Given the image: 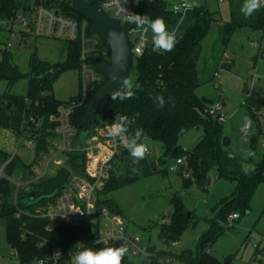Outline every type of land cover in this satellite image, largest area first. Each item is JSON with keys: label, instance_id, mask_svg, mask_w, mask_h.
I'll return each mask as SVG.
<instances>
[{"label": "trees", "instance_id": "obj_1", "mask_svg": "<svg viewBox=\"0 0 264 264\" xmlns=\"http://www.w3.org/2000/svg\"><path fill=\"white\" fill-rule=\"evenodd\" d=\"M20 1L22 0H0V20L10 15L13 9L19 6ZM243 4L244 0H230L231 21L225 24L222 30V40L225 44L230 42L237 30L244 27L255 32L264 30V11L258 10L251 17L245 18L241 12ZM137 14L147 15L151 19L162 18L169 31L183 17L177 32L179 43L172 51L163 53L148 45L144 54L137 56L134 60V63H137L134 84L141 85L142 90H135V95L124 101L106 98L96 115L95 124L113 123L116 115H126L130 119L136 117L135 124L131 126L128 134L131 136L135 129L139 128L143 130L147 138L143 141L146 145L149 142L161 144L163 153L160 165H166L175 159L182 161L185 159L187 166L184 169H192L193 164L197 162L198 170L193 169L196 177L195 183L198 187H206L209 174L218 164L219 177L236 182L235 194L230 198H225L220 204L219 222L214 220L210 222V229L202 236L195 253L188 251L180 256V260L186 264H230L229 259L226 263H222L212 257L209 250L224 233L225 229L222 225L226 223L230 215L237 213L241 217L242 214L250 211V203L255 190L264 181V161L258 164L254 172L250 171L246 174L241 171L237 157L225 151L221 134L222 124L207 114L209 102L197 93L200 87L198 63L203 52V43L216 21L215 15L203 7H194L186 15L178 17L169 10L167 3L163 0H141ZM76 16L79 19H86L78 14ZM89 23L92 25L90 21ZM81 55L80 42H72L68 46L65 64L50 67L33 56L30 63L27 92L25 96L19 97L11 95L10 90L25 79L26 75L14 62L11 51H1L0 84L5 82L7 91L0 100L12 103V109L6 111L0 106V132H9L10 136L16 139L24 135L29 136L28 133L34 131L35 127V125H30V120H35V124L43 127L37 154L39 156L46 151L48 138L51 135L55 138L53 132L55 125L51 119L58 116L59 109L62 107V104L52 94L54 82L64 71L81 68L79 63ZM109 60L106 61L109 62ZM158 95L163 96L166 101L163 108L154 103L152 99ZM169 97L174 101V106L167 102ZM81 101L82 97L73 102L76 105L70 118L71 124L77 130L78 141L92 96L84 103ZM262 105L264 106V103ZM246 106H248L247 103ZM204 113L207 114L206 118L203 116ZM199 126L204 127L203 137L193 151L184 150L179 145L180 136ZM254 138L253 133L250 142H253ZM11 158L12 155L8 151L0 148V168ZM117 160L125 163L126 173L122 179H116L113 176L109 179L100 193L98 206H105L113 214L120 215L111 206L107 196L134 182L138 178L136 171H139L142 176L152 174L154 171L149 165L148 155L144 159L134 161L127 148L117 157ZM216 161L219 163L216 164ZM69 165L74 171L79 170L83 174L85 155L78 152L69 154ZM15 166L21 168L23 171L21 175L29 174L31 166L25 165L18 156H14L5 169L6 177H12L10 172ZM230 173L235 175L231 177ZM23 196L27 195L19 196L18 200ZM14 197L15 191L11 182L7 178H1L0 220L6 224L7 240L15 251L19 264L36 263L41 259L52 257L55 251L61 253L59 264H67L77 245L99 237L100 224L94 228L62 224L50 229L47 221L32 215L35 208L47 200L26 207L19 204L18 200L15 204ZM189 222L187 216L185 218L183 215L182 206L177 205L175 213L171 215V223L161 228L160 239L166 244H175L189 228Z\"/></svg>", "mask_w": 264, "mask_h": 264}, {"label": "rangeland", "instance_id": "obj_2", "mask_svg": "<svg viewBox=\"0 0 264 264\" xmlns=\"http://www.w3.org/2000/svg\"><path fill=\"white\" fill-rule=\"evenodd\" d=\"M163 1L170 8L171 5L180 3L182 0ZM190 3L195 8H205L213 13L216 19L209 36L203 43V52L198 63L200 87L197 93L209 102L207 107L209 110L219 103L224 105V113L228 120L222 124L221 134L223 138L228 137L231 143L229 148L225 147V151L237 157L241 171L244 166H247L254 172L258 164L264 161V106L262 105L264 103V59H259L257 50L252 46L251 38L257 41L261 33L244 27L237 30L230 42L225 44L222 40V30L224 25L231 21L230 0H190ZM28 4V0H22L19 6L26 7ZM260 10L264 11V7ZM84 20L86 22L85 33L83 39L79 41L82 47L79 60L81 68L64 71L54 82L52 94L63 108L76 105L73 102L81 97V102H86L105 81L104 76L89 60L92 57L109 60L110 52L100 37L92 33L93 25L87 19ZM152 36L153 33L149 30L147 39L150 46H153ZM11 41L13 40L6 33L0 34V59L4 45ZM136 41L137 33H133L131 42L135 44ZM16 43L17 46L11 50V53L14 62L26 78L15 85L10 90V94L23 97L28 88L32 57L35 56L38 61L50 67L65 64L69 43L35 38H28L23 44ZM136 71L137 63H134L129 78L133 83L136 79ZM256 72L259 78L252 86ZM216 74L219 76H215ZM245 83H248L249 89L247 96L243 94ZM6 91V83L2 82L0 99ZM203 116L206 118L207 114L204 113ZM247 116H251L255 122L253 128L255 138L249 143L243 140L241 133L243 119ZM30 125L33 126L32 119ZM103 127L104 124L94 123L89 136L99 134V129ZM204 132V127L199 126L183 133L180 136L179 145L184 150L193 151ZM55 137L58 136L55 135ZM53 142L54 137L52 138L51 135L47 146L52 145ZM147 145L150 149L148 162L154 173L142 176L139 171H136L138 178L134 182L113 191L107 199L116 209L115 211L119 212L129 233L142 239L143 244L149 247L158 264H186L180 260V256L188 251L195 253L202 236L210 229V222L212 220L219 222L220 204L225 198H230L235 194L237 184L219 177V165L217 164L219 162L216 161L215 170L208 176V180L212 181L211 185L198 187L195 183L194 172L199 168L197 162L193 164L192 169H184L187 166L184 159L180 171H174L173 168L177 166L176 159L166 165H160L163 153L161 144L149 142ZM72 146L75 149L72 153L83 154L77 151L83 148V143H80L78 138H74ZM0 148L8 151L12 156L18 148L17 156L22 163L27 166L36 163L40 165L41 157L38 156L37 149L27 146L25 136L16 139L11 137L9 132H0ZM249 151L255 155L247 156ZM69 154L71 153L60 155L63 163L58 167L64 165L72 169L69 165ZM108 169L111 177L116 179H122L126 173L125 163L117 159L110 163ZM75 172L81 174L79 170ZM10 173L14 176L23 171L15 166ZM234 175L230 173L231 177ZM47 181L48 178L42 180L40 185L35 184L32 189H40L47 184ZM177 205L182 206L185 218L188 213H191L189 228L174 245L166 244L159 237L160 231L163 226L171 223V215L175 213ZM230 216L222 225L225 229L224 233L210 248V255L222 263H226L229 259L230 264H264V181L255 190L250 203V211L231 223H229ZM124 247L128 251L123 257L122 264H143V258L134 255L131 247ZM101 248L103 247L99 249ZM0 264H19L15 251L8 243L7 230L1 225Z\"/></svg>", "mask_w": 264, "mask_h": 264}, {"label": "built area", "instance_id": "obj_3", "mask_svg": "<svg viewBox=\"0 0 264 264\" xmlns=\"http://www.w3.org/2000/svg\"><path fill=\"white\" fill-rule=\"evenodd\" d=\"M28 1L29 4L26 7L18 6L13 9L10 15L0 20V34L6 33L13 40L6 43L3 50L11 51L17 46L16 42L23 44L28 38L56 40L67 43L79 42L83 39L86 22L84 19H79L76 16L77 14L72 11L71 3L73 0ZM140 2L141 0H102L96 3L94 7L104 12L121 26H125L127 25L125 22L126 11L137 14ZM182 2L183 0L180 3ZM188 3L191 5L188 10L184 8L179 11L174 10L173 5L176 3L171 5L169 10L178 17L184 16L194 8L190 0H188ZM133 33H137L135 44L131 42ZM259 33H261V37L257 41L251 38V41L252 46L258 52L259 59H264V30ZM147 34H142V30L138 29V27H135L129 33L135 58L142 56L148 48ZM215 76H219V74ZM258 78L259 76L256 72L252 80V86L256 84ZM74 106L61 107L58 116H54L51 119V122L55 125L53 132L58 137H55L53 144L47 146L46 151L39 155L41 157L40 165L37 163L31 165L29 174L26 176L16 174L12 177H6L5 169L13 157L17 156V148L12 158L0 169V179L7 178L14 187L15 204L19 196L29 195L32 191L42 190L46 186L34 190L32 189L33 185H40L41 181L46 178L56 177L60 170L66 167L64 165L58 167V165L63 163L60 155L75 151L72 143L77 136V130L70 122ZM207 114L219 124H223L228 120L224 113V105L220 103L213 109L208 110ZM35 122V120H32L33 125H35L34 131L29 132V136H24L27 139V146L37 149L41 137V126L35 124ZM110 124V122H106L104 127L99 129V134L89 136L83 143V148L77 150L85 155V173L78 174L66 167L70 171L67 186L61 188L54 198L36 207L32 215L35 218L47 221L50 229L62 224L91 228L100 224L99 237L77 245L71 253L67 264H73L75 255L84 248L98 250L100 247L114 245L131 247L134 255L143 258V264H158L149 247L143 244L142 239L129 233L120 215L113 214L105 206H98L100 193L111 178L108 166L126 148L118 138L108 135ZM253 128L254 121L251 116L245 117L241 125V133L243 140L247 143L252 139ZM147 148V155H149L150 149L148 146ZM182 165L183 161L177 160V166L173 170L180 171V166ZM239 218L240 214H233L229 218V223ZM23 237L25 236L23 235ZM60 258V251H55L52 257L41 259L36 264H59Z\"/></svg>", "mask_w": 264, "mask_h": 264}, {"label": "water", "instance_id": "obj_4", "mask_svg": "<svg viewBox=\"0 0 264 264\" xmlns=\"http://www.w3.org/2000/svg\"><path fill=\"white\" fill-rule=\"evenodd\" d=\"M102 0H73L71 9L74 13L81 15L92 23V33L98 35L102 43L110 52V61L92 57L89 62L104 76L105 81L99 87L96 93L92 96V101L87 107V113L82 124V133L79 138L80 143H84L89 137L92 126L96 122V115L101 104L106 98H111V93L122 86L123 79L130 78L133 68L135 54L132 51L129 33L136 26L135 24H127L121 26L109 18L104 12L96 9L94 5ZM109 33H113L111 38ZM118 76V80H113V76ZM244 95H249L248 83H245ZM113 100V99H112ZM0 106L6 111L12 109V103L7 100H2ZM231 145L228 137L223 138V146L229 148ZM70 171L63 167L56 177H50L46 186L42 190L32 191L29 195L23 196L18 200L19 204L26 207L37 205L43 200L54 198L61 188L67 186ZM211 180H208V186L211 185ZM187 218L191 219V213L187 214ZM2 227H6L4 221L0 222Z\"/></svg>", "mask_w": 264, "mask_h": 264}, {"label": "clouds", "instance_id": "obj_5", "mask_svg": "<svg viewBox=\"0 0 264 264\" xmlns=\"http://www.w3.org/2000/svg\"><path fill=\"white\" fill-rule=\"evenodd\" d=\"M262 7H264V0H244L241 12L245 18H249ZM181 8L185 10L191 8L188 0H183L182 3L173 5V9L176 11H179ZM182 19L183 17L181 21L169 31L162 18L157 17L156 19H151L147 15H139L127 11L125 15V22L127 24H135L136 27L142 30V34H147L149 29L151 30L153 33L152 43L154 49L162 53L172 51L179 43L177 32L179 30V23L182 22ZM112 35L113 33H109L110 38ZM118 79V76H113V80ZM137 89L142 90V86L134 84L128 79H123L122 86L111 93V98L113 100L119 99L120 101L131 99L135 95V90ZM152 99L159 107L163 108L165 106L166 101L163 96L158 95L152 97ZM167 102L174 106V101L171 97L168 98ZM135 120L136 117L130 119L126 115H116L114 122L111 123L108 128V135L113 138H118L127 148L134 161H138L146 157L148 148L146 143L143 142L147 138L144 136L142 129H135L131 136L128 134L131 126L135 124ZM246 155L254 156L255 154L249 151ZM252 170L253 169L247 166L242 168V171L246 174ZM127 251L128 249L124 246H105L99 250L84 248L75 255L73 264H122L123 257Z\"/></svg>", "mask_w": 264, "mask_h": 264}]
</instances>
